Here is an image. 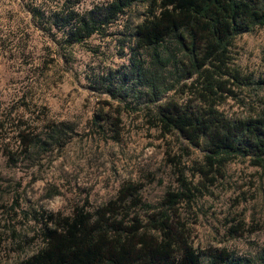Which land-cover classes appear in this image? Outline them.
I'll use <instances>...</instances> for the list:
<instances>
[{"label": "trees", "instance_id": "1", "mask_svg": "<svg viewBox=\"0 0 264 264\" xmlns=\"http://www.w3.org/2000/svg\"><path fill=\"white\" fill-rule=\"evenodd\" d=\"M27 8L42 31L60 44L62 33L68 47L109 36L124 18L130 62L122 80L109 73L98 83L111 97L143 100L139 111H145L147 127L187 145L166 152L177 186L157 202L144 199V183L129 181L93 210L83 205L68 215L42 214V246L18 264H204L193 242V206L237 160L264 171V97L257 94L246 115L231 117L225 110L229 100L244 106L247 90L264 87V79L245 73L234 54L238 37L264 27V0H111L84 11L69 0H33ZM168 93L173 96L165 100ZM110 106L105 102L91 122L102 138L119 142L125 108L111 116L105 111ZM18 123L12 147L0 119V152L10 167L24 159L35 166V159L63 150L76 135L67 122L48 120L39 128L22 117ZM209 257L211 264H234L224 249Z\"/></svg>", "mask_w": 264, "mask_h": 264}, {"label": "rangeland", "instance_id": "2", "mask_svg": "<svg viewBox=\"0 0 264 264\" xmlns=\"http://www.w3.org/2000/svg\"><path fill=\"white\" fill-rule=\"evenodd\" d=\"M31 1L0 0V119L6 124V139L17 147L22 117L39 128L48 120L67 122L76 135L63 150L35 159V166L24 159L10 167L0 152V204L4 206L0 264H18L38 251L42 214L68 215L83 205L93 210L129 181L144 183V199L157 202L177 186L166 152L171 148L179 152L181 142L187 145L177 137L162 139L147 127L145 111H139L145 107L143 100L125 94L111 97L98 83L109 73L122 80L124 66L130 62L131 30L124 28V18L111 27L109 36H94L68 47L62 33L60 44L32 19L27 8ZM109 1L69 0L80 11ZM234 54L245 73L254 80L264 79V27L238 37ZM257 94L264 97V87L258 92L247 90L244 106L229 100L226 112L231 117L248 114ZM172 96L168 93L164 99ZM105 102L111 104L105 109L111 116L116 107L125 108L119 142L105 140L92 126V118ZM194 152V157H201ZM189 217L195 222L193 242L204 264H211L209 254L221 249L231 253L234 264H264V171L260 168L247 160L231 163L225 177L197 200Z\"/></svg>", "mask_w": 264, "mask_h": 264}]
</instances>
